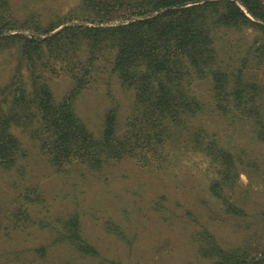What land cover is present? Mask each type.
<instances>
[{
	"label": "trees",
	"instance_id": "trees-1",
	"mask_svg": "<svg viewBox=\"0 0 264 264\" xmlns=\"http://www.w3.org/2000/svg\"><path fill=\"white\" fill-rule=\"evenodd\" d=\"M200 1L78 0L44 28L36 20L15 18L10 0H0V55L12 61L8 76H0V174L12 191L8 208L0 213V264L11 259L13 264H50L44 258L52 244L98 255L83 235L82 214L76 207L54 233L48 232L51 245L35 246L26 238L47 228L44 217L34 211L48 200L40 177L35 176L36 182L29 177L35 173L32 158L46 166L36 174L47 178L49 171V178H57L55 186L65 179L75 188H85L73 193L78 206L80 197L88 202L87 193L95 194V189L99 195L107 193L106 187L123 184L128 178L122 171L125 166L159 172L166 169L172 150L195 143L201 147L204 141L203 151L209 153L215 146L204 126L209 114L244 116L264 141L259 87L245 77L249 62L242 58L231 68L223 53L229 41L223 39L226 32L251 29L257 35L249 50L258 64L264 63V26L231 0L183 7ZM239 1L264 22L256 0ZM131 18L143 19L102 25ZM72 21L86 24L65 25ZM18 29L46 37L4 35ZM218 42L225 46L218 47ZM56 78L67 81L61 93L55 90ZM114 82L126 99L125 115L121 97L112 90ZM201 84L208 87L205 98L197 89ZM88 91L99 99L82 108ZM235 181H216L213 193L226 201L225 188ZM228 208L233 216L244 215L241 209ZM261 216L264 220V211ZM106 229L122 235L111 220ZM204 250L215 255L217 264H259L240 256V248L224 252L209 242Z\"/></svg>",
	"mask_w": 264,
	"mask_h": 264
},
{
	"label": "rangeland",
	"instance_id": "rangeland-1",
	"mask_svg": "<svg viewBox=\"0 0 264 264\" xmlns=\"http://www.w3.org/2000/svg\"><path fill=\"white\" fill-rule=\"evenodd\" d=\"M211 1L217 0H202L183 7ZM231 1L236 2L249 19L264 26V22L254 18L239 0ZM255 2L264 11V0ZM77 3L78 0H10V9L15 18L36 20L46 28ZM143 18L113 20L102 25L112 27ZM70 24L86 23L72 21L65 25ZM12 34L38 39L46 37L31 29L4 33ZM256 35L251 29L228 31L223 36L229 40L228 44L225 46L218 42L217 45L225 46L223 53L226 59L230 58L227 63L231 68H235L240 59L247 58L245 77L258 85V102L264 105V63L258 64L249 50ZM11 66L10 57L1 54L0 76H8ZM53 84L58 93L68 86L67 81L61 78H56ZM197 89L205 98L206 84ZM112 90L121 97L125 115L127 102L121 88L114 82ZM88 92L81 100L82 108L99 99L95 93ZM262 118L264 120V114ZM204 126L215 139V146L209 153L203 151L204 141L201 147L195 143L194 146L187 144L179 150H172L166 169L159 172L125 166L122 171L128 178L123 184H116L112 189L106 187L107 193L104 191L99 195L95 189V194L87 193L88 202H83L80 197L78 206L73 201V193H81L85 188L80 184L75 188L71 186L72 180L65 179L55 186L57 178H49V171L46 172L47 178L36 174L45 172L46 166L39 158H32L30 168L35 173H30L29 177L33 182L37 180L35 176L40 177L48 200L45 205L35 207L34 211L44 217L43 225L47 228L43 227L42 231L26 238L35 246L51 245L50 233H54L61 219L76 207L82 214L83 235L96 248L98 255L81 254L66 244H52L45 252L44 261L50 264H217L215 255L204 250L211 242L224 252L240 248V256H248L251 261L264 264V220L261 216L264 211V141L258 140L256 128L244 116L222 118L209 114L205 117ZM220 149L224 152L221 153ZM228 155L233 158L232 162ZM224 179L227 183L236 180L233 187L225 188L226 201L217 198L212 189L216 181ZM11 195L4 175L0 174V213L8 208ZM230 206L241 209L244 215L236 217L229 214L226 210ZM108 220L119 226L122 235L106 229ZM12 260L5 264H13Z\"/></svg>",
	"mask_w": 264,
	"mask_h": 264
}]
</instances>
